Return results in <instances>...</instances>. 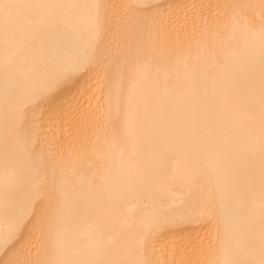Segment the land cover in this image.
<instances>
[{
	"label": "bare ground",
	"instance_id": "6f19581e",
	"mask_svg": "<svg viewBox=\"0 0 264 264\" xmlns=\"http://www.w3.org/2000/svg\"><path fill=\"white\" fill-rule=\"evenodd\" d=\"M4 2L0 264H260L261 0Z\"/></svg>",
	"mask_w": 264,
	"mask_h": 264
},
{
	"label": "snow or ice",
	"instance_id": "6c2138e0",
	"mask_svg": "<svg viewBox=\"0 0 264 264\" xmlns=\"http://www.w3.org/2000/svg\"><path fill=\"white\" fill-rule=\"evenodd\" d=\"M261 3L262 6H264V0H261ZM21 7L22 5L15 3H8V2H4V0H0V18L3 19L6 26L10 23L13 17L14 10L19 9ZM96 7L98 8L99 5H96ZM260 264H264V259L260 261Z\"/></svg>",
	"mask_w": 264,
	"mask_h": 264
}]
</instances>
